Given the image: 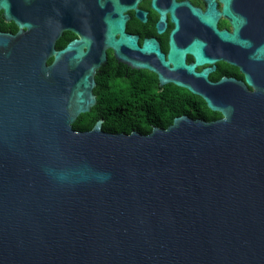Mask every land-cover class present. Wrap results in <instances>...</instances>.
Instances as JSON below:
<instances>
[{
	"label": "water",
	"instance_id": "water-1",
	"mask_svg": "<svg viewBox=\"0 0 264 264\" xmlns=\"http://www.w3.org/2000/svg\"><path fill=\"white\" fill-rule=\"evenodd\" d=\"M56 2L0 0L18 27L0 31V264H264V79H246L252 91L212 84L224 86L220 106L206 98L223 113L213 122L182 114L148 134L106 132L101 120L75 130L95 83L76 67L88 41L54 48ZM255 26L264 30V9ZM141 50L193 72L174 49L168 60L152 40ZM158 74L203 98V79Z\"/></svg>",
	"mask_w": 264,
	"mask_h": 264
},
{
	"label": "flooded vegetation",
	"instance_id": "flooded-vegetation-1",
	"mask_svg": "<svg viewBox=\"0 0 264 264\" xmlns=\"http://www.w3.org/2000/svg\"><path fill=\"white\" fill-rule=\"evenodd\" d=\"M56 1V25L61 31L55 38L54 48L60 50L74 40L85 39L89 43L82 47L86 56L76 67L82 76L91 72L88 79H94L92 93L96 102L91 109L99 106L98 99L108 89L125 91L126 85L139 84L143 79H157L155 90L160 87L169 91L174 84L160 85L158 73H161L166 79H203V98L190 92L192 103L182 114L213 122L221 119L223 113L209 108L206 98L220 106L217 93L221 87L246 84V79H264V58L256 60L255 54L257 46L264 42V30L255 26L258 14L264 9V0H100L102 7L99 0ZM12 14L18 15L13 6ZM208 15L214 20V29L203 21ZM231 17L242 22L236 30ZM111 24L116 27L112 29ZM0 31L13 34L18 31L16 23L7 21L1 10ZM222 31L223 36L219 35ZM108 34L115 41L121 39L115 47L106 41ZM128 37L132 38L135 48L127 44ZM149 40L164 60H168L171 49L180 52L183 63L191 65L193 72L163 67L153 53L141 50ZM52 61V57L48 58L46 66ZM201 72L203 76L194 74ZM222 79L224 86L212 85ZM246 85L247 90H253ZM162 93L166 94L165 90ZM120 95L124 97L125 93ZM80 115L75 120H91ZM98 120H101V129L110 132L107 128L112 119L102 115L92 127Z\"/></svg>",
	"mask_w": 264,
	"mask_h": 264
},
{
	"label": "trees",
	"instance_id": "trees-1",
	"mask_svg": "<svg viewBox=\"0 0 264 264\" xmlns=\"http://www.w3.org/2000/svg\"><path fill=\"white\" fill-rule=\"evenodd\" d=\"M156 85L157 79H143L139 84L126 85L125 91L108 89L98 99L99 106L92 108L90 113L80 115L91 120L77 119L72 127L80 131L89 129L97 118L104 115L112 119L111 126L107 128L110 132L130 133L136 130L148 134L153 126L165 128L171 124L175 116L184 113L190 107L193 95L175 85H171L169 91L167 88L161 90L160 87L155 90ZM164 90L166 94L162 93ZM120 93H125V96L122 97Z\"/></svg>",
	"mask_w": 264,
	"mask_h": 264
}]
</instances>
